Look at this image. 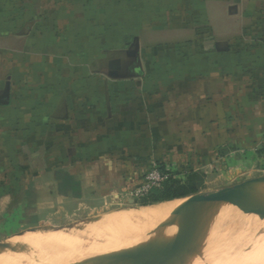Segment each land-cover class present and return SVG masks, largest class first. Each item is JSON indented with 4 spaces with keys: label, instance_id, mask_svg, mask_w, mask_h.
Instances as JSON below:
<instances>
[{
    "label": "crops",
    "instance_id": "obj_1",
    "mask_svg": "<svg viewBox=\"0 0 264 264\" xmlns=\"http://www.w3.org/2000/svg\"><path fill=\"white\" fill-rule=\"evenodd\" d=\"M237 1L0 0V114L14 125L17 106L25 122L37 121L30 111L39 109L42 125L74 130L81 154L105 143L123 151L143 150V139L151 146L180 133L192 139L215 122L213 144L227 142L231 158L253 134L246 127L223 137L224 106L251 97L247 105L262 106L223 78L239 73L222 64L233 58L224 45L233 39ZM247 1L249 10L264 2ZM248 153L239 164L257 167Z\"/></svg>",
    "mask_w": 264,
    "mask_h": 264
},
{
    "label": "rangeland",
    "instance_id": "obj_2",
    "mask_svg": "<svg viewBox=\"0 0 264 264\" xmlns=\"http://www.w3.org/2000/svg\"><path fill=\"white\" fill-rule=\"evenodd\" d=\"M247 2V0L235 2L238 8L233 18L235 23L231 35L233 39L224 45L231 50L233 58H225L222 61L224 67L236 66L239 73L233 75L225 72L223 78L225 82L238 83L239 93L257 94L262 106L253 109L247 105L255 97L248 98V103L241 105L233 98L230 100L231 105L224 106L222 123H218L222 124L223 137L243 133L244 130L247 131L246 127H249L248 130L253 134L243 148L237 149V154L233 152L231 158L227 155L226 148L229 146L227 142L222 146L213 144L216 131L220 133L219 129L214 128L215 122L209 123L202 134L199 129L201 136L192 139L180 133L178 138H159L158 146L157 144L151 146L148 144L150 139H143V142L147 143L143 150L133 147L127 150L125 148L123 151H119V142L107 145L105 143L99 147L84 146L86 153L81 154L77 152V140L73 138V129H61L58 132L56 125L51 127L42 125L39 122L41 111L34 108L30 114L37 121L25 122L22 115L24 108L17 106L13 111L16 115L14 125L7 119L6 112L0 114V246L24 234L46 238L63 229L82 224L83 228L89 229V223L106 214L130 208H143L134 202L137 201L140 192L157 182L160 165H163L175 180L182 183L179 192L199 193L228 189L250 180L264 179V2L256 1L259 6L250 10ZM233 12L234 10L230 11ZM23 29L17 27L16 31L21 33ZM96 67L103 70L105 64L97 63ZM32 81L36 84L33 75ZM6 97V94H3L2 101H6ZM13 131L16 136H13ZM79 132L77 131L76 135H82ZM235 139L243 142V138ZM204 141L205 144L208 143L205 146ZM205 147L208 148L206 152ZM248 152L257 156L259 161L257 167L252 163L247 167L239 164L242 159L239 156L243 153L245 160L249 161ZM249 170L254 172L249 173ZM57 171L58 174L54 173ZM254 200L255 198L251 202ZM251 202H245L243 207L236 211L238 214L235 216L204 228L232 229L233 235L179 234H193L206 240H232L233 243L223 246V249L250 243H256L255 246L260 248V243L264 242V235L260 233L264 224L241 225L252 215V209L247 213L241 212L250 208ZM241 204L242 202L237 203L230 209ZM235 229L241 232H235ZM86 244L88 243L84 245ZM254 247H242V252L238 254L235 251L224 250L223 254L219 253L217 256L213 254L215 259L212 255L205 257L207 259H201V264H264V253H260L258 248ZM126 253L117 256L111 263L115 264L117 259ZM59 254H62L59 257L68 256L67 254L72 257L71 260H62L61 257L63 262L58 260L61 264L81 262L97 264L105 260L99 255H96V260V257L84 253L76 254L77 258L74 259V251H61ZM44 260L51 262V259Z\"/></svg>",
    "mask_w": 264,
    "mask_h": 264
},
{
    "label": "bare ground",
    "instance_id": "obj_3",
    "mask_svg": "<svg viewBox=\"0 0 264 264\" xmlns=\"http://www.w3.org/2000/svg\"><path fill=\"white\" fill-rule=\"evenodd\" d=\"M249 197H252L251 200L255 198L256 202L248 200L252 203L250 204V206L252 205V215L241 225L264 224V180L254 179L242 185L233 186V188L207 190L143 208L115 211L89 223V229L83 228L84 224H82L78 227L63 229L46 238H36L31 234L14 237L0 246V264H61L62 260H71L72 257L70 258L69 254L61 256V260L59 255L64 254L63 252L59 254L61 251H74V254L75 252H78L76 254L84 253L96 257V260V255H99L102 260L105 259L102 263L97 264H112L111 262L117 256L126 253V251H135L138 252L137 254H141L143 264H201V259L204 260L203 258L207 256L212 255L215 259L214 256L224 250L235 251L238 254L242 252V247H254L256 243L223 249V246L232 244V240H206L193 234H179L172 230L152 232V229L163 222L177 224L186 221L193 222L204 229L238 214L236 211L243 207L245 204L243 201ZM241 202L242 204L238 207L230 209L233 205ZM249 228L251 227L249 226ZM235 232L241 231L237 229ZM260 233L264 235V228ZM95 237L98 239H94ZM84 241L88 244L84 245ZM260 244V248L256 246L254 248H258L260 253H264L262 252L264 242ZM164 246L183 248H164ZM76 254L74 259L77 258ZM44 258L51 259V262L45 261ZM208 263L210 262L208 261Z\"/></svg>",
    "mask_w": 264,
    "mask_h": 264
},
{
    "label": "trees",
    "instance_id": "obj_4",
    "mask_svg": "<svg viewBox=\"0 0 264 264\" xmlns=\"http://www.w3.org/2000/svg\"><path fill=\"white\" fill-rule=\"evenodd\" d=\"M166 174L170 173L165 170L163 165H160L159 182L150 187L147 192L140 194L134 203L139 207H144L196 194L193 191L179 192L182 188V183L175 180L171 174L167 176Z\"/></svg>",
    "mask_w": 264,
    "mask_h": 264
},
{
    "label": "water",
    "instance_id": "obj_5",
    "mask_svg": "<svg viewBox=\"0 0 264 264\" xmlns=\"http://www.w3.org/2000/svg\"><path fill=\"white\" fill-rule=\"evenodd\" d=\"M257 180H264V179H257ZM252 197H249L248 199H245V202H248V200H251ZM251 206L250 208H246L243 211H241L242 213H247L248 211H251ZM158 230H167V231H175L178 233H196V234H203V235H214V234H218V233H223V234H227V235H233V231L232 229H202L200 228L197 224L193 223V222H182V223H177L174 224L172 222H163L158 224L154 229H152L153 231H158ZM115 264H143V258L141 254H125L122 255L121 257H119L117 259V261L115 262Z\"/></svg>",
    "mask_w": 264,
    "mask_h": 264
},
{
    "label": "built area",
    "instance_id": "obj_6",
    "mask_svg": "<svg viewBox=\"0 0 264 264\" xmlns=\"http://www.w3.org/2000/svg\"><path fill=\"white\" fill-rule=\"evenodd\" d=\"M158 175H159V174H158ZM158 182H159V176H157V182H156V183H158ZM156 183H152L151 186H148L147 189H145L143 192H140V194L147 192V190H148L150 187H152L153 185H155Z\"/></svg>",
    "mask_w": 264,
    "mask_h": 264
}]
</instances>
